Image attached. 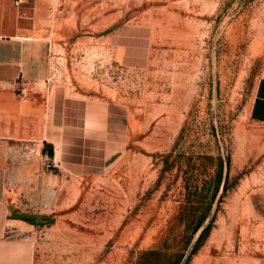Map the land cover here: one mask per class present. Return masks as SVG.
<instances>
[{
  "label": "rangeland",
  "instance_id": "1",
  "mask_svg": "<svg viewBox=\"0 0 264 264\" xmlns=\"http://www.w3.org/2000/svg\"><path fill=\"white\" fill-rule=\"evenodd\" d=\"M123 22L151 26L147 69L112 61L106 36ZM0 34L47 59L19 97L116 96L131 135L95 176L64 171L38 139L10 141L0 195L19 220L8 240L27 247L12 264H264V220L247 205L251 174L264 180V124L249 117L264 0H0Z\"/></svg>",
  "mask_w": 264,
  "mask_h": 264
},
{
  "label": "crops",
  "instance_id": "2",
  "mask_svg": "<svg viewBox=\"0 0 264 264\" xmlns=\"http://www.w3.org/2000/svg\"><path fill=\"white\" fill-rule=\"evenodd\" d=\"M152 37L150 25L123 22L106 36L105 47L120 69L141 71L150 65ZM46 60L40 42L0 34V148L8 147L7 151L0 149V194L5 187L7 170L2 165L11 154L10 141L38 139L42 152L57 159L64 171L95 176L106 170L107 163L122 153L131 139L127 106L116 96L93 98L65 85H54L48 101L43 92L35 90L19 97L15 89L39 81ZM34 117L39 120L31 123ZM249 117L264 124V75L253 88ZM254 177L251 174L247 205L264 220V180L252 181ZM10 216V208L0 195V264H12L13 255L20 263L27 259V247L7 238L9 222L19 221Z\"/></svg>",
  "mask_w": 264,
  "mask_h": 264
},
{
  "label": "bare ground",
  "instance_id": "3",
  "mask_svg": "<svg viewBox=\"0 0 264 264\" xmlns=\"http://www.w3.org/2000/svg\"><path fill=\"white\" fill-rule=\"evenodd\" d=\"M203 258H204V257H203ZM195 260H196V259H195ZM195 260H194V261H195ZM196 261H197V260H196ZM196 261H195V262H196ZM200 261H201V260H200ZM198 264H200V263H198Z\"/></svg>",
  "mask_w": 264,
  "mask_h": 264
}]
</instances>
